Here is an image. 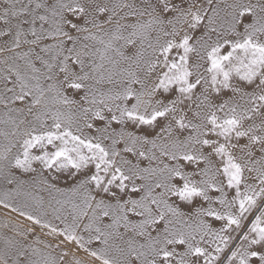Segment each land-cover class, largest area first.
Listing matches in <instances>:
<instances>
[{
  "label": "snow or ice",
  "instance_id": "snow-or-ice-1",
  "mask_svg": "<svg viewBox=\"0 0 264 264\" xmlns=\"http://www.w3.org/2000/svg\"><path fill=\"white\" fill-rule=\"evenodd\" d=\"M0 264H264V0H0Z\"/></svg>",
  "mask_w": 264,
  "mask_h": 264
}]
</instances>
